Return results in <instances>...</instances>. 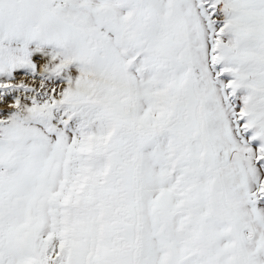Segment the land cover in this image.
Listing matches in <instances>:
<instances>
[{"label": "snow or ice", "instance_id": "1", "mask_svg": "<svg viewBox=\"0 0 264 264\" xmlns=\"http://www.w3.org/2000/svg\"><path fill=\"white\" fill-rule=\"evenodd\" d=\"M0 264H264V0H0Z\"/></svg>", "mask_w": 264, "mask_h": 264}]
</instances>
